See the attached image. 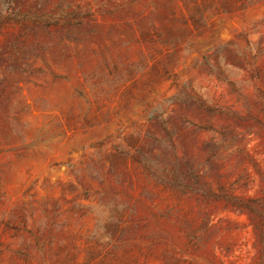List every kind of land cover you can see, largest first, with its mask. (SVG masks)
Returning a JSON list of instances; mask_svg holds the SVG:
<instances>
[{
	"label": "rangeland",
	"instance_id": "rangeland-1",
	"mask_svg": "<svg viewBox=\"0 0 264 264\" xmlns=\"http://www.w3.org/2000/svg\"><path fill=\"white\" fill-rule=\"evenodd\" d=\"M0 264H264V0H0Z\"/></svg>",
	"mask_w": 264,
	"mask_h": 264
}]
</instances>
